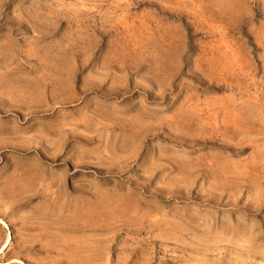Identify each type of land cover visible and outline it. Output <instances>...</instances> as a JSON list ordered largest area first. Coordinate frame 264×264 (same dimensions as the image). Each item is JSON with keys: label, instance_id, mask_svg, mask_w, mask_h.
<instances>
[{"label": "rangeland", "instance_id": "1", "mask_svg": "<svg viewBox=\"0 0 264 264\" xmlns=\"http://www.w3.org/2000/svg\"><path fill=\"white\" fill-rule=\"evenodd\" d=\"M0 218V264H264V0H0Z\"/></svg>", "mask_w": 264, "mask_h": 264}, {"label": "bare ground", "instance_id": "2", "mask_svg": "<svg viewBox=\"0 0 264 264\" xmlns=\"http://www.w3.org/2000/svg\"><path fill=\"white\" fill-rule=\"evenodd\" d=\"M70 207V206H69ZM64 209H65V207H64ZM81 210V209H80ZM83 213V212H82ZM77 218H78V216H77ZM88 219V218H87ZM84 220V219H83ZM85 221V220H84ZM0 225H2V227L4 226V227H7V223L2 219V218H0ZM10 236V235H9ZM8 239H7V241L4 243V245L2 246V249H1V251H3L5 248H7V246H8V244H9V242H10V240H9V237H7ZM49 238V237H48ZM53 242V241H52ZM78 242V241H77ZM78 245V244H77ZM78 247V246H77Z\"/></svg>", "mask_w": 264, "mask_h": 264}]
</instances>
